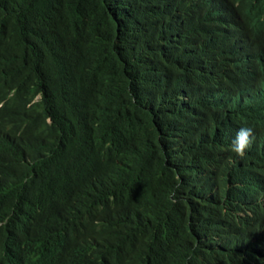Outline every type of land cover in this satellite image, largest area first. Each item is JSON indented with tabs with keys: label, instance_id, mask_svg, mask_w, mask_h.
Here are the masks:
<instances>
[{
	"label": "trees",
	"instance_id": "1",
	"mask_svg": "<svg viewBox=\"0 0 264 264\" xmlns=\"http://www.w3.org/2000/svg\"><path fill=\"white\" fill-rule=\"evenodd\" d=\"M0 264H264V0H0Z\"/></svg>",
	"mask_w": 264,
	"mask_h": 264
},
{
	"label": "clouds",
	"instance_id": "2",
	"mask_svg": "<svg viewBox=\"0 0 264 264\" xmlns=\"http://www.w3.org/2000/svg\"><path fill=\"white\" fill-rule=\"evenodd\" d=\"M254 139V129L251 127H243L237 132L236 137L233 139L230 151L242 158L244 157L246 150L254 142Z\"/></svg>",
	"mask_w": 264,
	"mask_h": 264
}]
</instances>
